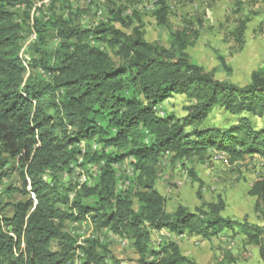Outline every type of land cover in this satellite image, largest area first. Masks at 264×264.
Masks as SVG:
<instances>
[{
    "label": "trees",
    "instance_id": "16d2710c",
    "mask_svg": "<svg viewBox=\"0 0 264 264\" xmlns=\"http://www.w3.org/2000/svg\"><path fill=\"white\" fill-rule=\"evenodd\" d=\"M19 4L0 0V181L9 176L6 166L16 163L21 195L28 198L0 208V264H74L77 253L79 264H104L96 241L82 248L67 231L87 220L95 230L129 241L139 264H193L174 243L152 247L151 235L162 230L204 240L230 230L257 247L264 264V228L224 216L220 199L169 213L152 179L165 154L178 160L203 159L210 150L233 160L264 157V125L256 128L250 119L264 114V73L253 72L243 85L219 81L190 60L186 34L170 33L169 48L148 43L142 25L125 34L117 26L130 29L134 20L110 1L107 19L89 28L78 21L81 10L69 20L39 12L30 17L29 5L37 40L33 57L24 58ZM157 4V23L167 28L169 9ZM245 31L241 22L235 39ZM177 95L189 102L185 115L159 116L158 107ZM215 109L235 122L202 126ZM126 161L137 174L134 184L114 168ZM77 170L86 183L59 190L48 182L49 175ZM187 175L201 186L192 170ZM248 194L264 203V180Z\"/></svg>",
    "mask_w": 264,
    "mask_h": 264
},
{
    "label": "rangeland",
    "instance_id": "374dc122",
    "mask_svg": "<svg viewBox=\"0 0 264 264\" xmlns=\"http://www.w3.org/2000/svg\"><path fill=\"white\" fill-rule=\"evenodd\" d=\"M109 1L125 8V16L134 20L130 29L117 26L125 34H131L134 28L142 25L144 39L165 48L171 46L170 33L186 34L190 60L219 81L243 85L253 72L264 73V0H160L169 9L167 28L158 25L155 17L158 0H67L65 5L61 0H20L15 11L24 21L21 56L33 57L31 50L36 42L31 19L27 18L29 5L32 6L30 17H37L39 12L42 18L62 16L69 20L77 9L81 10L84 14L78 21L84 28H89L107 19ZM137 18L139 23L135 21ZM241 22L246 23V31L241 41H237L234 34ZM56 42L50 41L51 48ZM37 73L43 74L42 71ZM188 104L184 95H177L158 107V115L166 112L181 118ZM250 119L256 128L264 125V114L262 118L250 116ZM234 122V116L223 109H215L202 126L222 128ZM114 168L121 177L136 183L137 174L132 171L129 161ZM4 170L9 176L0 181V208L28 198L21 195L22 184L16 163L10 162ZM187 170L195 173L201 186L188 177ZM47 179L59 190L79 185L80 181L75 172L71 175L62 173L56 178L49 175ZM152 179L154 188L166 199L169 213L178 206L194 211L204 203L215 204L220 199L226 206L224 216L264 228V203H257L248 194L255 182L264 180L263 156L233 160L225 153L210 150L203 159L178 160L165 154L160 158ZM9 187L14 188L10 196L6 194ZM6 212L8 209L3 213ZM86 222L67 227V231L74 233L79 246L87 248L90 242L96 241L97 253L103 257L104 264H139V256L129 241H121L107 231L99 232ZM170 243L176 244L180 254L193 264H263L257 247L246 243L242 236H234L230 230H224L210 240L178 236L166 230L151 235V245L156 250ZM79 258L81 256L77 253L74 264H79Z\"/></svg>",
    "mask_w": 264,
    "mask_h": 264
},
{
    "label": "clouds",
    "instance_id": "9594fccd",
    "mask_svg": "<svg viewBox=\"0 0 264 264\" xmlns=\"http://www.w3.org/2000/svg\"><path fill=\"white\" fill-rule=\"evenodd\" d=\"M45 1H46V0H45ZM47 2H48V0H47ZM33 32H34V31H33ZM33 34L35 35V38H36V40H37V37H36L35 32H34ZM25 67H26V65H25ZM75 173H77V176H78L79 179H80V181H79V185L84 184V183L87 182V180H86V178H85V176H84V174H83L82 172H80V171L77 170ZM83 179H84V181H83ZM84 222H85V221H84ZM86 223H89V220H87ZM72 234H74V233L72 232Z\"/></svg>",
    "mask_w": 264,
    "mask_h": 264
}]
</instances>
